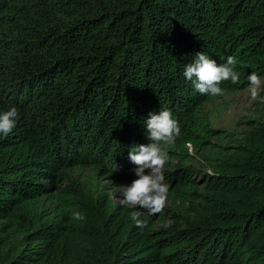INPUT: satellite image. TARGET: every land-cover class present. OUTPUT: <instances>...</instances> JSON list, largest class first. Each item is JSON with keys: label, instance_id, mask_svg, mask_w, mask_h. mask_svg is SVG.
Returning <instances> with one entry per match:
<instances>
[{"label": "trees", "instance_id": "obj_1", "mask_svg": "<svg viewBox=\"0 0 264 264\" xmlns=\"http://www.w3.org/2000/svg\"><path fill=\"white\" fill-rule=\"evenodd\" d=\"M198 53L236 58L239 82L223 91L264 76V0H0V88L24 94L0 99V114L18 111L0 135V264H264V120L243 138L211 127V96L183 75ZM161 110L181 130L162 147L183 206L164 227L142 212V231L133 208L71 170L131 176L130 150L150 143L144 121ZM189 144L211 171L194 177Z\"/></svg>", "mask_w": 264, "mask_h": 264}, {"label": "clouds", "instance_id": "obj_2", "mask_svg": "<svg viewBox=\"0 0 264 264\" xmlns=\"http://www.w3.org/2000/svg\"><path fill=\"white\" fill-rule=\"evenodd\" d=\"M237 60L230 56L227 62L218 66L205 53H198L194 61L185 65L183 75L192 82L196 92L212 97L223 95L221 84L231 81L233 85L239 82V73L235 71ZM252 99L258 98L260 77L252 72L247 77ZM18 111L15 107L0 114V135L7 137L16 127ZM150 143L139 144L131 148L130 161L136 166L134 169L138 179L131 186L119 187L122 199L120 203L130 208L147 210L149 215H155L164 209L167 201L168 186L164 183L163 169L169 162V156L163 146H172L180 135L178 122L173 119L169 110L150 113L144 121ZM145 170H150L145 174ZM141 211H133L131 219L142 231L148 227L146 219H141ZM85 217L78 211H72V220L82 221Z\"/></svg>", "mask_w": 264, "mask_h": 264}, {"label": "rangeland", "instance_id": "obj_3", "mask_svg": "<svg viewBox=\"0 0 264 264\" xmlns=\"http://www.w3.org/2000/svg\"><path fill=\"white\" fill-rule=\"evenodd\" d=\"M260 80L261 84L260 88L258 89L259 95L255 100L252 99L249 86H247L246 88L240 89L236 92L223 91V95H218L215 97L211 96L209 100L205 101L202 104V107L210 115L211 127L217 129L218 131L226 130L229 132H233L237 135L238 138H243L245 133L251 130L252 127L257 123V121L264 120V76L260 77ZM22 94L23 90L22 88L20 89V87L17 88V91L15 92H6L4 89L0 88V99L4 95L7 98L12 96V98L16 97V99H20L18 97ZM208 139L212 143L218 145L226 144V141L221 137H213ZM85 146H87L84 147L86 153H89V150L94 151L98 148V152L100 154L102 153L101 148L97 146L96 143L92 140H89V144L87 143ZM188 151L189 153L193 154V160L190 159L184 161V163L187 166H191L197 169L198 173H195L194 177H196L197 174H201L205 171H211L205 168L198 161V159L202 157V152L196 154L192 144L188 145ZM168 156L169 162L165 164V167L162 170L164 178L166 171L170 170L178 161L177 159H173L174 154H168ZM135 167L136 166H134L132 170L131 176H119L113 181L110 180V178L102 179V175L99 174V169L92 163H82L81 165L75 167V169L71 170V175H74V177L77 180L81 181L87 188H96L103 186V193L109 195L110 198H112L114 201L120 203L122 197L120 195L119 187L131 186L132 182L138 179L134 172ZM149 172L150 170H145V174H149ZM164 183L167 184L166 178L164 179ZM182 206L183 201L180 199L175 201V199L171 196V190H168L166 206L164 207L162 212L155 215H149L147 213V210L140 208L133 209L135 211H141L145 213L147 217L155 222V225L157 227H164L172 221V218L165 214V210L167 208L180 209V207Z\"/></svg>", "mask_w": 264, "mask_h": 264}]
</instances>
